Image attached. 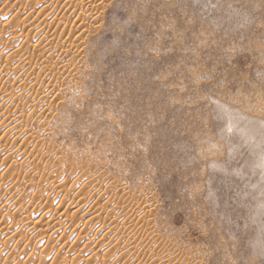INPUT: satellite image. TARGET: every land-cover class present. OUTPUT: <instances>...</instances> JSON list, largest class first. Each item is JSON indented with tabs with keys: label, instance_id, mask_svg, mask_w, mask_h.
<instances>
[{
	"label": "rangeland",
	"instance_id": "rangeland-1",
	"mask_svg": "<svg viewBox=\"0 0 264 264\" xmlns=\"http://www.w3.org/2000/svg\"><path fill=\"white\" fill-rule=\"evenodd\" d=\"M104 1L0 0V264H264V0Z\"/></svg>",
	"mask_w": 264,
	"mask_h": 264
},
{
	"label": "bare ground",
	"instance_id": "bare-ground-1",
	"mask_svg": "<svg viewBox=\"0 0 264 264\" xmlns=\"http://www.w3.org/2000/svg\"><path fill=\"white\" fill-rule=\"evenodd\" d=\"M55 1H57V2H59L60 4L61 3H65V2H68V1H72V0H55ZM73 1H78V4H79V11L78 12H76V13H74L73 15H74V20H73V23H76L77 24V26L75 27V29L73 30V29H70L69 30V34H68V39L66 40V44H68L69 42H70V40L72 41V40H74L75 38L74 37H80V38H82V36L81 35H83L84 34V32L88 29V24H87V20L89 19V13H87L88 12V10H87V8L88 7H90V8H92V10H96L98 7H99V5H101L103 2H105L104 0H73ZM37 5V4H36ZM102 5H104V4H102ZM39 6H40V4H39ZM38 7V6H37ZM43 7V6H42ZM41 7V8H42ZM104 7H105V5H104ZM40 9V8H39ZM38 9V10H39ZM33 10H34V8H33ZM44 10H45V6L39 11V14L40 15H44L45 13H44ZM103 10V9H102ZM59 11V13L57 12V13H55V16L54 17H56L57 19L58 18H60V20H66L67 19V17L69 16H67V14H69V12H71L72 13V11L70 10V9H68V8H66V9H64V10H62L63 12H61L60 10H58ZM97 11V10H96ZM95 11V12H96ZM38 12V11H37ZM97 12H100V11H97ZM100 14V13H99ZM54 15V14H53ZM98 15V14H97ZM62 21V22H63ZM65 22V21H64ZM89 30V29H88ZM88 30H87V32H88ZM65 31V30H64ZM56 34V33H55ZM58 35V34H57ZM53 37V36H52ZM51 37V38H52ZM83 37H85V36H83ZM54 38V37H53ZM74 38V39H73ZM65 39V38H64ZM21 42V39L20 38H15V42ZM63 41V40H62ZM23 43V42H22ZM64 44H65V42H64ZM61 45V44H60ZM46 46V45H45ZM44 46V47H45ZM67 46V45H66ZM42 48V47H41ZM64 48V47H63ZM73 49V48H72ZM75 50V49H74ZM73 50V51H74ZM80 50V49H79ZM62 51H64V50H62ZM64 53H65V51H64ZM75 54H79L78 53V51L77 50H75ZM78 56V55H77ZM76 56V57H77ZM74 60V59H73ZM8 61V60H7ZM42 61H44V62H40L39 61V64H37V63H31V64H29V68H27L26 67V69H15V68H13V70H15V72L17 71V73H16V82L14 83V85L12 86V90L11 91H9V94L8 95H6L5 97H3L5 100H8L10 97L12 98L13 96L15 97V95H14V93L16 94V92H18V91H21L22 89V86H24V85H19V81H20V79H21V77H23V75H25L24 74V71L26 70V72H28V74H29V72L30 71H35V70H38V69H40L42 72L43 71H45V69L47 68V64H48V62H46L45 61V59L44 60H42ZM40 63H41V65H40ZM6 65V64H5ZM8 66V65H7ZM6 66V67H7ZM4 67V66H3ZM77 67V66H76ZM6 70H7V68H5ZM13 70H12V72H13ZM28 70V71H27ZM40 70H39V72H40ZM1 71V70H0ZM49 71V70H48ZM53 71V70H52ZM31 73V72H30ZM38 73V72H37ZM13 74V73H12ZM51 74V73H50ZM31 75V74H30ZM32 75L34 76V79H33V84H34V82L36 83V78L37 77H35L36 76V73H32ZM42 75V74H41ZM25 76H27V75H25ZM25 76H24V78H25ZM1 77V76H0ZM3 77V76H2ZM7 77V76H6ZM29 77V76H28ZM41 77V76H40ZM23 78V79H24ZM42 78V77H41ZM50 78V77H49ZM14 79V78H13ZM18 80V81H17ZM25 80V79H24ZM6 81H8V80H6ZM23 81V80H22ZM66 81V80H65ZM2 82H3V80H2ZM29 82V81H28ZM24 84V83H23ZM32 84V85H33ZM4 85V84H3ZM30 86V85H29ZM50 86H51V84H50ZM21 87V88H20ZM34 87V86H33ZM14 89H15V92H14ZM17 95H18V93H17ZM16 95V96H17ZM16 98V97H15ZM3 99V100H4ZM37 99V98H36ZM10 100V99H9ZM8 100V101H9ZM4 103H6V102H4ZM41 103V102H40ZM40 105V104H39ZM28 106V108L27 109H23V111H22V113H21V116H23L24 114H26L27 115V111L29 112V115L30 114H32V112L34 113V112H37V111H45L46 109L44 108L45 106V104L43 105V106ZM8 118V117H7ZM45 119V118H44ZM51 119V118H50ZM254 128H260L261 127V125H256V127L255 126H253ZM236 128V127H235ZM238 129V128H237ZM240 130V134L242 133V131H241V128L239 129ZM238 131V130H237ZM16 134V133H15ZM18 134V133H17ZM239 134V135H240ZM28 147V146H27ZM26 147V148H27ZM21 148V147H20ZM25 148V147H24ZM71 201V200H70ZM77 203V202H76ZM75 203H74V201H73V203L71 202V205H74ZM74 206H77V205H74ZM75 208V207H74ZM77 209V208H76ZM48 217V216H47ZM2 226H0V228H1ZM2 231V230H1Z\"/></svg>",
	"mask_w": 264,
	"mask_h": 264
}]
</instances>
